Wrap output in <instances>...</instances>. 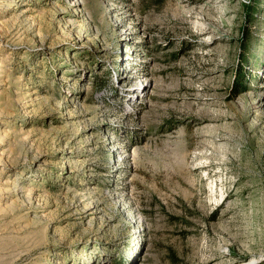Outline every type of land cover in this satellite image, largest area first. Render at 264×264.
<instances>
[{
    "label": "rangeland",
    "instance_id": "374dc122",
    "mask_svg": "<svg viewBox=\"0 0 264 264\" xmlns=\"http://www.w3.org/2000/svg\"><path fill=\"white\" fill-rule=\"evenodd\" d=\"M0 264H264V0H0Z\"/></svg>",
    "mask_w": 264,
    "mask_h": 264
}]
</instances>
